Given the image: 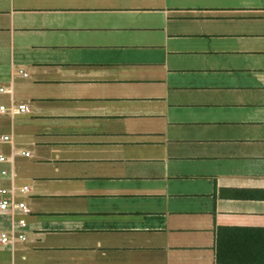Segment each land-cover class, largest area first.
<instances>
[{
	"label": "crops",
	"instance_id": "0c3cea01",
	"mask_svg": "<svg viewBox=\"0 0 264 264\" xmlns=\"http://www.w3.org/2000/svg\"><path fill=\"white\" fill-rule=\"evenodd\" d=\"M0 87V264H264V0H0Z\"/></svg>",
	"mask_w": 264,
	"mask_h": 264
},
{
	"label": "built area",
	"instance_id": "2783aa9c",
	"mask_svg": "<svg viewBox=\"0 0 264 264\" xmlns=\"http://www.w3.org/2000/svg\"><path fill=\"white\" fill-rule=\"evenodd\" d=\"M5 90L0 87V92H4ZM8 111V108L1 106L0 107V113H5ZM18 114L28 113L29 108L26 105H19L16 107V109L13 111ZM2 141L8 142V137H3ZM26 156H29L28 153L25 154ZM6 159L3 156H0V162H5ZM2 175H6V171L1 172ZM20 193L25 194L28 191V187H23L19 190ZM0 194L3 197V199L0 201V212H9V211H19L21 214V218H19L17 222L18 230L15 232H7V233H1L0 234V241L2 243H8V242H17V241H24L25 236L23 230L26 228L27 223L25 220V216H27L30 213V210L28 209L27 205L23 202L15 203L9 198H7L8 191L7 190H0Z\"/></svg>",
	"mask_w": 264,
	"mask_h": 264
}]
</instances>
